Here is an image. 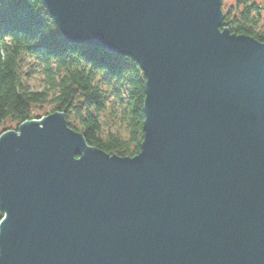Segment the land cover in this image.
<instances>
[{
    "label": "water",
    "instance_id": "95a60500",
    "mask_svg": "<svg viewBox=\"0 0 264 264\" xmlns=\"http://www.w3.org/2000/svg\"><path fill=\"white\" fill-rule=\"evenodd\" d=\"M40 1L137 64L143 136L122 158L59 112L2 133L0 264H264V41L220 30L222 0Z\"/></svg>",
    "mask_w": 264,
    "mask_h": 264
},
{
    "label": "trees",
    "instance_id": "16d2710c",
    "mask_svg": "<svg viewBox=\"0 0 264 264\" xmlns=\"http://www.w3.org/2000/svg\"><path fill=\"white\" fill-rule=\"evenodd\" d=\"M235 3L223 13L220 30L263 42L264 17L260 18L259 10L249 5V0ZM0 6H9L0 10V30L14 35L12 45L0 42V135L16 131L25 121L38 120L34 110L50 104L51 113H63L67 126L81 134L89 147L122 158L136 156L143 136L145 82L137 64L125 56L67 42L40 0H0ZM75 51L93 67L86 70ZM32 56L36 61L26 63ZM25 65L28 71L22 73ZM94 68L107 69L105 80L123 70L131 71L105 94L100 90L103 78L93 83ZM21 75L29 81L36 79L37 88L21 81ZM109 96L114 99L105 112ZM5 124L11 128L6 129Z\"/></svg>",
    "mask_w": 264,
    "mask_h": 264
},
{
    "label": "clouds",
    "instance_id": "9594fccd",
    "mask_svg": "<svg viewBox=\"0 0 264 264\" xmlns=\"http://www.w3.org/2000/svg\"><path fill=\"white\" fill-rule=\"evenodd\" d=\"M8 7L9 6H0V10H6ZM0 42L7 44V45H12L14 43V35L11 34L10 32L5 31V30H0ZM68 51H72V50H68ZM68 51H66V54ZM75 53L85 63L86 70H87V67H93L92 64L90 62L86 61V59L84 57H82L78 51H75ZM49 56L55 57L52 55H49ZM35 61H36L35 56L26 58V63H32ZM94 69H95V78L93 80V83L95 84L97 81H101V79L103 78L104 83L100 84V90L102 92H104L105 94H107L108 92H111L112 91V85L115 84L117 81H121L124 78L125 74L131 71L130 69L123 70V71H121L119 76H112V78L110 80H105V75H106L107 69L106 68H94ZM27 71H28V69H27L26 65L21 68L22 73L27 72ZM20 79H21V81H26L28 78L21 75ZM40 90L43 91V87ZM112 99H114V97L109 96V101H105V112L107 111V109L109 107V102ZM101 119H103V117H101ZM4 214L6 217V213H4ZM3 221L4 220L0 221V224H2Z\"/></svg>",
    "mask_w": 264,
    "mask_h": 264
},
{
    "label": "rangeland",
    "instance_id": "374dc122",
    "mask_svg": "<svg viewBox=\"0 0 264 264\" xmlns=\"http://www.w3.org/2000/svg\"><path fill=\"white\" fill-rule=\"evenodd\" d=\"M236 0H224L223 3H222V12L223 13H226L228 11V9L231 7V6H234L236 3ZM249 5H253L255 8H257L259 10V13H260V18L263 19L264 17V0H249ZM82 46V45H81ZM85 47V46H83ZM37 76L39 77V74H36L35 77L37 78ZM36 79L34 80H27V83L29 84L30 87L32 88H37V80L35 81ZM51 110H52V105L50 104H45L43 105L42 108H40V110H34V114L37 116V118H43L47 115H49L51 113ZM5 127L6 129H9L11 128L10 125L8 124H5Z\"/></svg>",
    "mask_w": 264,
    "mask_h": 264
},
{
    "label": "bare ground",
    "instance_id": "6f19581e",
    "mask_svg": "<svg viewBox=\"0 0 264 264\" xmlns=\"http://www.w3.org/2000/svg\"><path fill=\"white\" fill-rule=\"evenodd\" d=\"M223 1L224 0H222V3H223ZM253 6V5H252ZM221 10H222V4H221ZM222 14H223V12H222ZM223 17V16H222ZM67 41V40H66ZM67 42H69V43H71V44H74V45H79V44H77V43H74V42H71V41H67ZM41 118H39L38 120H36V121H39ZM32 121V120H31ZM67 125V124H66ZM68 127V126H67ZM69 128V127H68ZM70 129V128H69ZM72 130V129H71ZM76 132V131H75ZM76 133H78V132H76ZM88 146V145H87Z\"/></svg>",
    "mask_w": 264,
    "mask_h": 264
}]
</instances>
